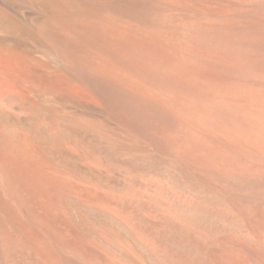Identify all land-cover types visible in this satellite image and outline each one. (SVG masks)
Segmentation results:
<instances>
[{
	"label": "bare ground",
	"instance_id": "6f19581e",
	"mask_svg": "<svg viewBox=\"0 0 264 264\" xmlns=\"http://www.w3.org/2000/svg\"><path fill=\"white\" fill-rule=\"evenodd\" d=\"M36 54L95 101L0 107V264H264V0H0Z\"/></svg>",
	"mask_w": 264,
	"mask_h": 264
},
{
	"label": "rangeland",
	"instance_id": "374dc122",
	"mask_svg": "<svg viewBox=\"0 0 264 264\" xmlns=\"http://www.w3.org/2000/svg\"><path fill=\"white\" fill-rule=\"evenodd\" d=\"M33 56H34V58H33ZM33 56H21V57H11V56H5V58L4 59H2L3 60V62H0V97H2V99H0V107L3 109V108H5L4 110H5V112H4V110L2 111L1 109H0V111H2L1 113H5V114H1V116L3 117V115L4 116H6V119H9V116H10V121L11 120H13V121H20L19 119H18V117L21 119V121L20 122H15L16 124H14V125H9L10 127V130L12 131V132H14V133H12V134H10V137L8 138V140L11 138V135H12V138H14L15 137V139L17 138V139H19L18 140V142H17V144L19 145V146H22L21 145V143L22 144H24V146H26L27 144L24 142V140H23V138L21 137L22 135H23V132L21 131V129H22V126H23V124H25V122L27 121L26 119H25V117H27V113H26V108H27V106L24 104L25 102H26V104L28 103V102H30V103H35V102H33L32 101V99L35 97V94H37L36 92H39V91H46L47 93H51V94H54L55 96H57L61 101H58V102H56L55 104L56 105H58V106H64V108H65V110L67 109L66 107H68V106H71V104H72V107H76V109L77 110H79L78 108H79V103H81V102H86V103H89V102H94L95 101V98H94V96H93V94L88 90V89H86L82 84H80L75 78H73V77H70L68 74L66 75V72L64 73V71L62 72V68L60 67V64H58L57 62H55V60L52 58V57H47V63L46 62H44V61H46L45 60V58L46 57H44L43 59H42V56H40V55H33ZM39 57V58H38ZM21 58V59H20ZM25 58H27V59H25ZM39 59H42L43 61H41V60H39ZM50 59V60H49ZM20 60V61H19ZM38 61H40V62H38ZM23 62V63H22ZM44 62V63H43ZM20 63V64H19ZM42 63V64H41ZM46 63V65L44 66L43 64H45ZM42 66H41V65ZM51 64V65H50ZM25 65H26V67H25ZM29 65V66H28ZM40 66V68H38ZM34 67H36V69L38 68L39 70H34L35 68ZM18 68H19V71H16L15 69H17L18 70ZM29 68H31V69H29ZM52 68V69H51ZM12 69V70H11ZM43 69L45 70L44 72L46 73V72H48V73H46V75L48 76V78L50 79H47V78H45L46 77V75H45V73H44V76H42L43 75ZM54 69V70H53ZM61 70L60 71V74H59V72H58V70ZM23 72H29L30 71V73L34 70V71H37V75L35 74V75H33L35 72H32L30 75H29V73L27 74H22V71ZM9 71H11V72H9ZM41 73V71H42V75L40 74V75H38L39 74V72ZM21 72V73H20ZM54 72H55V74H54ZM18 73V74H17ZM61 73H62V75L64 76V77H66L67 78V81H65L66 80V78L64 79L63 78V76L61 75ZM6 74V75H5ZM50 76H49V75ZM18 75V76H17ZM30 76V77H28L29 78V80L27 81V79L28 78H25L26 76ZM61 77H60V76ZM15 76H17V78L15 77ZM34 76V77H33ZM40 76H42V77H40ZM44 77V78H43ZM31 78H33V79H31ZM38 78V79H37ZM42 78V80H40ZM59 78V79H58ZM62 78H63V80H62ZM36 79V80H35ZM69 79V80H68ZM73 79V80H72ZM4 80V81H3ZM11 80V81H10ZM58 80V81H57ZM39 81H42V83H44V82H46L47 81V83H44V84H42L41 82L39 83ZM44 81V82H43ZM50 81H51V83H50ZM60 81H64V82H60ZM69 81H71V83L69 82ZM75 83H74V82ZM20 82V83H19ZM34 82H37V83H35V84H33ZM11 83V84H10ZM32 83V84H31ZM55 83V85H53ZM64 83V84H63ZM18 84V85H17ZM40 84H42V85H40ZM45 84L47 85V84H49V86L47 87V86H45ZM68 84V85H67ZM30 85V86H29ZM31 85L33 86V85H35V86H33V87H36V86H38V87H36V88H33V90H32V88H31ZM12 86V87H11ZM27 86H29L28 88H27ZM46 87V89L45 88H43V87ZM54 86H55V88H54ZM83 86V87H82ZM15 87H19L18 89H16ZM50 87V88H49ZM62 87V88H61ZM29 88H31L30 90H31V92L29 91ZM52 88H54V89H52ZM83 88V89H82ZM36 89H38L37 91H36ZM18 91V92H15V91ZM57 90V91H56ZM6 91V92H5ZM28 91L30 92V93H28ZM33 91V92H32ZM4 92V93H3ZM20 92H23V93H20ZM60 92V93H59ZM11 93V95H9ZM16 95H15V94ZM20 93V94H19ZM4 94H5V96H4ZM19 94V95H18ZM25 94V95H24ZM28 94H30V95H28ZM18 95V96H17ZM19 96H21V97H23V98H21V97H19ZM27 96H31L30 98H28ZM83 96V97H82ZM12 97V98H11ZM14 97V98H13ZM20 98V100H19V98ZM76 99H75V98ZM32 98V99H31ZM82 98V99H81ZM94 98V99H93ZM12 99V100H11ZM16 99H18L17 101H16ZM8 100V101H7ZM11 100V101H10ZM15 100V101H14ZM25 100V101H24ZM72 100V101H71ZM76 100V101H75ZM90 100V101H89ZM20 101V102H19ZM24 101V102H23ZM28 101V102H27ZM74 101H75V103H74ZM3 102V103H2ZM7 103V105H8V108L7 107H5V106H7L6 105V103ZM11 102H12V104L14 105H12L11 104ZM70 102H71V104H70ZM17 103V104H16ZM65 103V104H64ZM76 103H78V104H76ZM2 104V105H1ZM10 104V105H9ZM21 104L23 105V106H21ZM25 106V108H23ZM17 107V108H16ZM6 108H7V110H6ZM11 108V109H10ZM23 110H22V109ZM10 109V110H9ZM17 109V110H16ZM26 113V114H25ZM19 114H21V115H19ZM23 114H25L24 116H23ZM1 117V118H2ZM13 117H14V119H13ZM17 117V119H15ZM6 119H5V117H3V119L1 120V122L3 121V120H5L6 121ZM12 121V122H13ZM0 122V123H1ZM19 123H21V124H19ZM3 125L4 124H2L1 123V126H0V137H1V140H0V142H2V145L1 146H4L3 144V142H4V139H3V133H5V132H2V130L3 129H5V130H3V131H6V130H9V128H8V125H6L7 127L6 128H8V129H6V128H4L5 127V125H4V127H3ZM19 125H22V126H19ZM11 126H13V127H11ZM14 126H16V127H14ZM19 126V127H18ZM13 130H12V129ZM9 130V131H10ZM9 131L7 132L8 133V135H9ZM20 131V132H19ZM19 132V133H18ZM7 133H5V135H4V138H7L6 136H7ZM21 133V134H20ZM1 134H3V135H1ZM14 134V135H13ZM21 135V136H20ZM19 136H20V138H19ZM3 139V140H2ZM15 139L13 140V141H15ZM17 139H16V141H17ZM12 139H10V141H11ZM72 142V144H70ZM69 144H70V146L69 147H71L72 149V151H70V149H68V151L69 152H71V153H74L75 154V151H76V153H77V151H78V148L76 147V146H74L75 145V143L73 142V141H71ZM68 143L67 144H65V147H66V145H68ZM1 146H0V149H2L3 148V150H4V147H2L1 148ZM73 146V147H72ZM68 147V146H67ZM73 148H76L75 150H73ZM3 150H1V152L0 153H4V151ZM3 151V152H2ZM2 154H0V155H2ZM3 157H4V155H2V157L0 156V160L1 159H3ZM84 161V163H85V161L87 162V160H83ZM83 161H81V162H83ZM90 171H93V174H97L98 172L97 171H94V169H91ZM95 172V173H94ZM97 172V173H96ZM110 174V176H112L113 178H115V176H114V174L111 172H109L108 173V175ZM37 260V258L36 257H34V262ZM37 262H39L38 264H43V261H40V259L38 258V261H36V263Z\"/></svg>",
	"mask_w": 264,
	"mask_h": 264
}]
</instances>
